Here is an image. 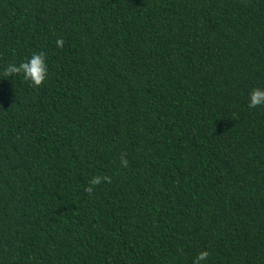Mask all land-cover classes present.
<instances>
[{"label":"trees","instance_id":"1","mask_svg":"<svg viewBox=\"0 0 264 264\" xmlns=\"http://www.w3.org/2000/svg\"><path fill=\"white\" fill-rule=\"evenodd\" d=\"M41 48L0 79V264H264V0H0V71Z\"/></svg>","mask_w":264,"mask_h":264},{"label":"clouds","instance_id":"2","mask_svg":"<svg viewBox=\"0 0 264 264\" xmlns=\"http://www.w3.org/2000/svg\"><path fill=\"white\" fill-rule=\"evenodd\" d=\"M63 37L61 35L55 36V43L57 45L62 44ZM47 68L45 63V52L44 49L32 50L26 57L21 59L19 63H9L3 67L0 71V79L18 76L24 81L32 84H37L46 74ZM248 107L254 108L257 106H264V89L253 88L248 93ZM120 164L122 166L127 165V160L121 158ZM107 180V177L93 176L89 181V187L85 191L91 192V185H96L101 180ZM209 253L206 250L199 251L192 259L191 264H203L207 260Z\"/></svg>","mask_w":264,"mask_h":264}]
</instances>
